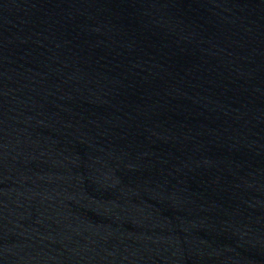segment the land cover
I'll list each match as a JSON object with an SVG mask.
<instances>
[{"label": "water", "instance_id": "water-1", "mask_svg": "<svg viewBox=\"0 0 264 264\" xmlns=\"http://www.w3.org/2000/svg\"><path fill=\"white\" fill-rule=\"evenodd\" d=\"M0 264H264V0H0Z\"/></svg>", "mask_w": 264, "mask_h": 264}]
</instances>
